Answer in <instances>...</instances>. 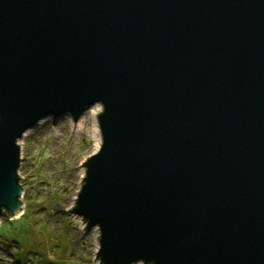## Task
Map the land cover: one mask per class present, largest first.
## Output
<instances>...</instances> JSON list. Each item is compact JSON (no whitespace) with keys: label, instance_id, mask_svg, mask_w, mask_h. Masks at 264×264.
Instances as JSON below:
<instances>
[{"label":"water","instance_id":"obj_1","mask_svg":"<svg viewBox=\"0 0 264 264\" xmlns=\"http://www.w3.org/2000/svg\"><path fill=\"white\" fill-rule=\"evenodd\" d=\"M96 104L101 264H264V0H0V220L18 141Z\"/></svg>","mask_w":264,"mask_h":264},{"label":"rangeland","instance_id":"obj_2","mask_svg":"<svg viewBox=\"0 0 264 264\" xmlns=\"http://www.w3.org/2000/svg\"><path fill=\"white\" fill-rule=\"evenodd\" d=\"M96 105L98 120L103 106ZM68 117L72 118L47 117L18 141L24 208L19 216L0 220V264H18L15 252L28 250L35 239L46 242L37 252L47 254L51 264H101L96 256L100 229L87 231L85 221L73 211L86 175L84 163L101 145L90 118L75 133ZM39 259L31 253L22 264H41Z\"/></svg>","mask_w":264,"mask_h":264},{"label":"bare ground","instance_id":"obj_3","mask_svg":"<svg viewBox=\"0 0 264 264\" xmlns=\"http://www.w3.org/2000/svg\"><path fill=\"white\" fill-rule=\"evenodd\" d=\"M100 111V107H98L97 105L91 107L89 110H87L80 118L78 121H75L74 119L68 117L67 120L68 122L71 123L73 131L75 133L82 131V122L85 118H90L93 122V129H92V133L94 135V137L96 138V143L98 146H100L102 144V135H101V130H100V126L98 124V120H97V115ZM82 171V172H81ZM80 172L81 174L84 173V170L82 169ZM19 216V215H18Z\"/></svg>","mask_w":264,"mask_h":264},{"label":"trees","instance_id":"obj_4","mask_svg":"<svg viewBox=\"0 0 264 264\" xmlns=\"http://www.w3.org/2000/svg\"><path fill=\"white\" fill-rule=\"evenodd\" d=\"M26 215V214H25ZM14 243H18V241H13ZM45 241H37L35 239V241L31 242L29 245V249L28 250H18L15 252V254L13 255L14 257V261L18 264H22V260L27 257L28 255H30L31 253H35L37 256L40 257L39 262L41 264H51V262H49L48 258H47V254L41 253V252H37L40 248H42V246L45 245ZM66 244V243H65ZM67 246V245H66ZM21 247V246H20ZM58 264V263H56Z\"/></svg>","mask_w":264,"mask_h":264}]
</instances>
